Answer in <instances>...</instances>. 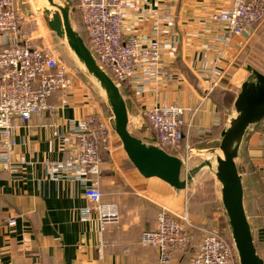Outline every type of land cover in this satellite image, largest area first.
I'll list each match as a JSON object with an SVG mask.
<instances>
[{"label": "crops", "instance_id": "1", "mask_svg": "<svg viewBox=\"0 0 264 264\" xmlns=\"http://www.w3.org/2000/svg\"><path fill=\"white\" fill-rule=\"evenodd\" d=\"M125 2L128 15L123 24V40L132 36L141 45H147L151 40L152 21L160 18L161 42H167L170 37L176 39V51H165L163 59L180 76L178 83L158 86L156 94L148 90L142 95L136 94L132 85L125 84L124 99L131 105L129 129L134 128L141 139L151 138L143 110L155 101L197 109L194 116H184L182 130L193 150L206 157L203 153L216 146L207 144L218 142L225 129L223 110L217 102V88L224 81L205 97L206 85L197 76L194 65L198 62L209 65L212 61L215 52L211 41L220 31L213 29L207 18L214 12L228 9L231 0ZM72 3L76 6L79 0ZM23 5L22 1L15 5L21 19ZM25 34L21 27L16 33L0 34V51L27 40ZM236 43L237 39H232L223 62V80L226 81L225 77L230 78L234 70L233 63L245 49H236ZM236 53V58L229 61ZM93 91L91 86L74 80L67 107H57L58 95H54L50 99L57 107L54 112L33 116L28 123L16 121L17 145L12 161L19 169L8 172L0 167V264H157V250L143 248L141 234L156 227L162 209L183 213L187 193L158 179L141 177L116 139L111 153L103 155L100 191L103 202L118 206L121 221L105 228L99 238L96 215L86 214L92 205L84 195V175H60L54 179L47 175L46 162L61 163L66 158L64 146L52 137L53 127L65 130L69 121H78L95 111L109 114L104 102L96 101ZM262 126L249 129L242 143L244 162L260 168ZM8 219L15 224L8 225ZM226 236L230 240V235ZM182 259L180 252L175 253L173 264H186Z\"/></svg>", "mask_w": 264, "mask_h": 264}, {"label": "built area", "instance_id": "2", "mask_svg": "<svg viewBox=\"0 0 264 264\" xmlns=\"http://www.w3.org/2000/svg\"><path fill=\"white\" fill-rule=\"evenodd\" d=\"M21 0H0V34L16 33L21 17L15 5ZM88 49L97 65L120 87L132 85L136 94L146 90L156 94L162 84L178 83L180 76L165 62V51H176V39L160 40L161 19L152 21L151 40L141 45L135 37L123 40L124 21L128 15L125 0H79L78 8ZM208 24L220 31L212 41L215 52L209 62L194 65L197 76L206 85L208 97L224 76L223 62L232 39L247 44L254 35L256 24L264 21V0H231L230 7L212 13ZM86 44V43H85ZM243 46L239 47L242 48ZM239 50V49H238ZM74 74L61 59L49 50L32 47L27 40L0 51V167L16 172L19 167L12 161L17 145L16 121L28 123L33 116L52 113L57 107L69 105ZM58 95V106L50 99ZM197 109L183 108L176 104L153 102L143 110V117L155 145L170 149L178 157L185 171L190 168L194 151L184 134V116H194ZM52 137L58 139L65 149L66 158L61 163H45L47 175L53 179L84 175V195L92 207L86 214L94 213L98 235L108 226L121 221L118 206L105 203L100 191L103 155L110 154L118 138L110 114L95 111L78 121H69L65 130L53 127ZM264 168V139L261 146ZM81 180V178H78ZM8 225H14L12 219ZM188 215L184 211L175 214L162 209L157 216L156 227L143 231L140 245L158 252L157 264H173L175 253L186 251L191 237ZM100 251V250H99ZM188 264H238L231 240L215 232L208 233L198 252Z\"/></svg>", "mask_w": 264, "mask_h": 264}, {"label": "water", "instance_id": "3", "mask_svg": "<svg viewBox=\"0 0 264 264\" xmlns=\"http://www.w3.org/2000/svg\"><path fill=\"white\" fill-rule=\"evenodd\" d=\"M53 10L45 9L48 29L65 41L85 72L104 94V104L113 118L115 134L127 160L144 179L155 178L177 191H186L194 177L204 168L212 170L213 162L205 160L193 169L184 171L181 160L155 145V138L139 139L129 131L130 102L122 96L119 87L96 63L81 35L73 28L70 0L61 4L46 0ZM248 76L241 84L234 100L235 115L220 134L218 153L214 154L213 174L220 185V199L234 245L238 264H264L258 254L251 227L244 208L242 174L237 159L243 139L249 129L264 121V75L246 67ZM183 172L185 173L182 177ZM259 240L264 241L262 231Z\"/></svg>", "mask_w": 264, "mask_h": 264}, {"label": "rangeland", "instance_id": "4", "mask_svg": "<svg viewBox=\"0 0 264 264\" xmlns=\"http://www.w3.org/2000/svg\"><path fill=\"white\" fill-rule=\"evenodd\" d=\"M21 1L24 2V5L22 13L23 18L21 19L19 27L25 30V38L28 43L34 48L49 50L55 53L61 61L72 70L74 80L81 82L83 86H91L94 90L93 92L95 96L97 97L96 101L99 100L103 103L104 94L96 82L87 75L82 65L79 64L75 56L69 50L66 42L58 39L48 29L46 23L48 17L44 14V10L50 7L48 6L46 0ZM70 1L72 8H75V12H72L71 14V23L73 28L80 33L81 37L84 39L85 36L82 33L80 28L81 25L79 24V16L76 13L79 12V3H75L76 6H74V3H72L73 0ZM55 2L61 4L63 0H55ZM240 46L245 47V49L243 50L242 55L237 57L236 61L233 63L234 65H232V68L236 70V72L233 70L230 78L225 77L228 81L223 80L225 76L224 74L223 78L220 80V82L224 81V83L219 85L220 87L217 88V98H219L217 102L220 103L219 105L223 110L222 116L225 128L228 126L229 119L235 115L233 103L239 92L241 84L246 80L249 74L246 67H251L264 75V21L256 24L254 28V35L250 42L247 44L236 43V49ZM236 56L237 53L233 55L229 61L234 60ZM236 65H238V67L235 69ZM262 124V127H264V122ZM251 129L253 128H250V130ZM129 131L133 136L141 139L134 128H130ZM219 143L220 138L218 139V142L216 141L211 144H207L216 146H212V148H215L214 150L208 152L205 151L203 153L206 157H201V154H199L198 151H194L193 157L190 161V168L188 170L193 169L205 160H211L213 162V168L212 170L208 168L202 169L194 177L188 189L184 191L187 193V196L184 199L183 210L188 215L189 223L191 224L188 228L191 237L189 247L186 251L180 252L186 264H188L196 254L198 247L208 233L215 232L223 235L224 237L226 235V237L229 236V228L227 227L225 213L221 205L220 185L216 181L213 174V171L215 170L214 154L218 153ZM243 153L244 149L243 145H241L239 157L236 163L238 167H241L244 170L242 177L243 190H245L244 192H246V197H248V200L245 201L247 211L246 216L251 227V232L254 237L257 250L262 259H264V241L261 242L259 240L258 234L262 226L260 221H257V217L249 208L252 200V202L257 204L256 200H258V195H260L259 193L262 190V186L260 185L261 179L259 178L257 171L262 173L261 178L264 179V168L254 166L253 164L251 165L249 162V164H246L244 162L245 156ZM116 158H118V156H116ZM184 175L185 173L183 172L182 177H184ZM175 214L178 215L181 213Z\"/></svg>", "mask_w": 264, "mask_h": 264}, {"label": "trees", "instance_id": "5", "mask_svg": "<svg viewBox=\"0 0 264 264\" xmlns=\"http://www.w3.org/2000/svg\"><path fill=\"white\" fill-rule=\"evenodd\" d=\"M73 2V1H72ZM75 12V8L73 9V13ZM77 13V15L79 16V20H80V22H79V24L81 25L80 26V28H81V31H82V33L84 34V36H85V38H84V41H85V43H86V45L88 46V44H87V40H86V34H85V31H84V29H83V25H82V20H81V15H80V12H76ZM80 34V33H79ZM119 90H120V92H121V94H122V96L124 97L125 96V92H126V86H125V84H122L120 87H119ZM264 122V121H263ZM262 122V123H263ZM262 123H260V124H258V125H255V126H253V127H251V128H259V127H261V125H263ZM165 151L168 153V154H170V155H172V156H175V153L172 151V150H170V149H165ZM239 168V171L241 172V174H243V169L241 168V167H238ZM257 173H258V175H259V178L261 179V181H260V185L262 186V190H261V192L259 193L260 195H258V200H256V203L257 204H255L254 202H252L251 201V204H250V209L252 210V212H253V214L257 217V221L259 220L260 221V223H261V226H262V228L259 230V231H262V233H263V236H264V179H262L261 178V175H262V173L261 172H259V171H257ZM245 191V190H244ZM246 200H248V197H246V192H244V205H245V201ZM248 208V207H247ZM248 208V209H249ZM245 211H246V207H245ZM246 215H247V211H246ZM152 230V229H151ZM259 233V232H258ZM260 242V241H259ZM255 246H256V243H255ZM198 249H199V247H198ZM198 249H197V251H196V253L198 252ZM256 249H257V246H256ZM257 252H258V250H257ZM258 254H259V252H258ZM260 255V254H259ZM264 260V259H263Z\"/></svg>", "mask_w": 264, "mask_h": 264}, {"label": "bare ground", "instance_id": "6", "mask_svg": "<svg viewBox=\"0 0 264 264\" xmlns=\"http://www.w3.org/2000/svg\"><path fill=\"white\" fill-rule=\"evenodd\" d=\"M49 10H52L53 8H48Z\"/></svg>", "mask_w": 264, "mask_h": 264}]
</instances>
